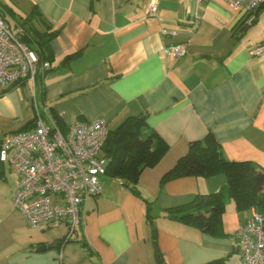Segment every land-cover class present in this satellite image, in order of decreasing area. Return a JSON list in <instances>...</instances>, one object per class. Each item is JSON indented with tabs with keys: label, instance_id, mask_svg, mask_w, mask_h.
<instances>
[{
	"label": "crops",
	"instance_id": "1",
	"mask_svg": "<svg viewBox=\"0 0 264 264\" xmlns=\"http://www.w3.org/2000/svg\"><path fill=\"white\" fill-rule=\"evenodd\" d=\"M153 1L158 10L150 15ZM34 7L42 13L41 20H33L36 28L50 25L58 31L51 42L52 69L43 78L44 95L36 96L27 81L0 90V139L32 121L38 107L46 122L57 125V114L66 127L104 117L115 129L128 116L144 115L169 150L142 172L141 196L121 180L102 176V192L83 204L84 222L72 235L77 239L44 250L39 247L56 244L69 228L64 223L30 226L13 203L18 174L5 166L0 264H159L157 248L168 264L219 257H228L227 264H245L236 231L258 208L239 211L228 200L225 235L214 237L169 218L165 209L219 190L227 182L225 174L184 176L162 185L161 177L191 141L209 131L228 159L264 168V54L251 52L264 42V5L250 15L225 0H0V12L16 32ZM195 15L200 22L194 29ZM173 44H184L187 53L171 58L164 47ZM146 201L154 202L157 241Z\"/></svg>",
	"mask_w": 264,
	"mask_h": 264
},
{
	"label": "built area",
	"instance_id": "2",
	"mask_svg": "<svg viewBox=\"0 0 264 264\" xmlns=\"http://www.w3.org/2000/svg\"><path fill=\"white\" fill-rule=\"evenodd\" d=\"M225 1L250 15L264 4V0ZM157 10V2L153 1L148 13L154 15ZM199 22L198 15L192 17L194 29ZM164 52L176 59L184 56L187 48L173 44L164 47ZM251 52L264 54V42L255 45ZM51 66L49 61L40 65L36 51L0 12V90L23 81L35 86L36 72ZM35 119L34 126L7 132L0 139V161L18 174L13 203L30 226L64 223L72 236L84 222V202L103 190L102 176L108 164L103 147L111 128L107 119L97 117L77 120L63 132L56 124L46 122L38 107ZM236 237L245 264H264V214L255 211L237 229Z\"/></svg>",
	"mask_w": 264,
	"mask_h": 264
},
{
	"label": "trees",
	"instance_id": "3",
	"mask_svg": "<svg viewBox=\"0 0 264 264\" xmlns=\"http://www.w3.org/2000/svg\"><path fill=\"white\" fill-rule=\"evenodd\" d=\"M3 9L6 13L13 14L10 8ZM3 16L9 22L5 13ZM37 17L41 20L42 13L37 7H34L30 14L22 20L19 19L22 30L19 29L17 34L36 51L41 65L44 61L53 62L51 42L57 36L58 31L52 29L50 25L44 31L38 30L33 24V20ZM76 55L77 53H73L67 56L62 65H67ZM51 69L52 66L43 72H36V96L44 95L43 78ZM23 82H16L13 85ZM54 117L58 127L63 132H67L68 128L59 116L54 114ZM35 124L36 119L34 118L17 131L26 130ZM168 150V143L147 123L146 116H128L115 129H110L104 144L103 151L108 158L106 174L121 180L122 185L141 196L137 184L142 172L148 167H154ZM218 174H225L227 178L226 184L219 190L199 193L188 202L170 206L165 209L167 216L196 227L211 236L221 237L225 235L222 228L223 214L228 200H234L239 211L256 207L264 214V168L251 160L228 159L212 131H209L202 139L189 143L187 152L180 156L176 163L162 175L161 185L169 180L184 176L213 177ZM5 176V164L0 161V178ZM153 205L154 202L146 201V216L152 225L154 240L157 241L155 216L152 212ZM74 239L77 237L66 235L57 242V246L61 247ZM80 241L84 247L89 248L85 240L81 239ZM156 257L159 264H168L158 248ZM227 259L228 257H219L200 264H227Z\"/></svg>",
	"mask_w": 264,
	"mask_h": 264
},
{
	"label": "water",
	"instance_id": "4",
	"mask_svg": "<svg viewBox=\"0 0 264 264\" xmlns=\"http://www.w3.org/2000/svg\"><path fill=\"white\" fill-rule=\"evenodd\" d=\"M55 246H57V243L56 244H52V245H43V246H41V247H39V249H42V250H44V249H46V248H48V247H55Z\"/></svg>",
	"mask_w": 264,
	"mask_h": 264
},
{
	"label": "rangeland",
	"instance_id": "5",
	"mask_svg": "<svg viewBox=\"0 0 264 264\" xmlns=\"http://www.w3.org/2000/svg\"><path fill=\"white\" fill-rule=\"evenodd\" d=\"M13 25L11 24V27H12ZM13 29H14V27H12ZM5 166L7 167V164H5ZM8 168V167H7ZM107 174H104L103 176H106Z\"/></svg>",
	"mask_w": 264,
	"mask_h": 264
}]
</instances>
